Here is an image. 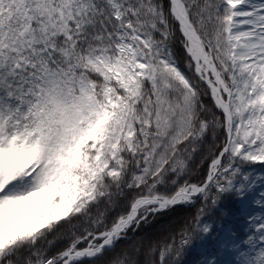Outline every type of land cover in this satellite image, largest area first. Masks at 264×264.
<instances>
[{
  "label": "snow or ice",
  "instance_id": "obj_1",
  "mask_svg": "<svg viewBox=\"0 0 264 264\" xmlns=\"http://www.w3.org/2000/svg\"><path fill=\"white\" fill-rule=\"evenodd\" d=\"M256 166L264 0H0V264H182L197 240L200 264H264ZM226 198L244 230L212 218ZM197 201L175 234L115 252Z\"/></svg>",
  "mask_w": 264,
  "mask_h": 264
},
{
  "label": "trees",
  "instance_id": "obj_2",
  "mask_svg": "<svg viewBox=\"0 0 264 264\" xmlns=\"http://www.w3.org/2000/svg\"><path fill=\"white\" fill-rule=\"evenodd\" d=\"M166 3H167V0H166ZM175 50H176V53L179 57L181 66L183 67L184 59H185L183 49L179 46L178 43H176ZM206 102L211 103L210 100L206 101ZM219 135L222 136V133H220ZM202 155L203 154L196 155L194 157L192 163H191V168H192L191 179H193V175L195 174V172L207 163L206 161L201 163ZM256 171L262 172V171H264V168H260L259 166H256ZM202 177L203 176L198 177V178L195 177L194 179L198 180V179H202ZM194 181H196V180H194ZM121 203L123 204L124 202L121 201ZM201 204H202V201H197L194 205H191V206H177V207L171 209L170 211L159 213L151 221V223L141 226L139 231H137L135 233V235L131 237V239L120 240L116 246L115 252H120L121 250L128 248L131 244H133L134 242H137V241L149 242L148 240L151 238V236H148V234H151V231L155 226L163 225V224L169 222L170 220L176 221V216L171 217L170 215H177L178 220L176 221V224L173 227V231L171 232V234H175L188 221H191L192 218L195 217L198 209L201 207ZM232 205H233V201L230 198H226L224 203L221 206L222 207L221 210H223L224 208L229 209V208H231ZM120 210H121L120 208H117L114 211L110 212V214H109L110 218L115 216L117 214V212H119ZM221 210H217V211L213 212L212 214L218 215L217 213L220 212ZM169 234L170 233L161 234L162 236L155 237L154 240H160V239L164 238L165 236H168ZM66 243L67 242L63 241V240L57 241L56 245L51 249V251L56 252V251L60 250L61 248H63L65 246ZM185 253H187V252L185 251ZM114 254L115 253H113V252L107 253L105 255V257L102 260L97 261L96 264H104V261L107 260L108 258H110L111 256H113ZM143 258H144L143 256L140 257L141 260H143ZM183 262H184V264H197V261L194 263L193 259L190 258L188 254L183 255L182 263ZM85 264H88V262L85 261Z\"/></svg>",
  "mask_w": 264,
  "mask_h": 264
},
{
  "label": "rangeland",
  "instance_id": "obj_3",
  "mask_svg": "<svg viewBox=\"0 0 264 264\" xmlns=\"http://www.w3.org/2000/svg\"><path fill=\"white\" fill-rule=\"evenodd\" d=\"M176 35H177V33H176ZM177 43L179 44V36H177ZM206 170H207V163L205 164V165H203L199 170H197L196 172H195V174L193 175V179H191L192 181H194V180H197V179H194L195 177H201V176H203L204 175V173L206 172ZM218 215H215V214H211L212 215V218L214 219V220H216L217 221V216H219V212L217 213ZM171 217H174V216H176V221L178 220L177 219V215H170ZM239 216V214L237 213V209H236V211H235V214H234V212H233V215L229 218V217H224L223 218V221H221V222H225L226 224H227V226L228 227H234V226H232L233 224H235L236 226H239V227H241V226H245V224H244V221H243V219H242V217H238ZM238 217V218H237ZM235 218H236V220H235ZM176 221H173V220H170L169 222H167V223H165V224H163V225H159V226H155L153 229H152V231H151V234H148V236H151V238L148 240L149 242L150 241H153L154 239H155V237H160V236H162L161 234H168V233H171L172 231H173V227H174V225L176 224ZM217 223H220L219 221H217ZM238 227V228H239ZM178 229V228H177ZM177 231V230H176ZM175 231V232H176ZM209 243H211V241H209ZM190 249V251L191 252H194V251H196V250H198V252H203V247H202V245H201V243H200V241L199 240H197L194 244H193V246L191 247V248H189ZM188 249V250H189ZM188 250H187V252H188ZM186 253H184V255H185ZM203 259V258H202Z\"/></svg>",
  "mask_w": 264,
  "mask_h": 264
},
{
  "label": "bare ground",
  "instance_id": "obj_4",
  "mask_svg": "<svg viewBox=\"0 0 264 264\" xmlns=\"http://www.w3.org/2000/svg\"><path fill=\"white\" fill-rule=\"evenodd\" d=\"M150 219H151V221L153 220L151 217H150ZM143 225H145V224H142L141 226H143ZM129 232L131 233V237H132V232H131V231H129ZM136 232H137V231H136ZM136 232H135V233H136ZM134 235H135V234H134ZM134 235H133V236H134Z\"/></svg>",
  "mask_w": 264,
  "mask_h": 264
}]
</instances>
